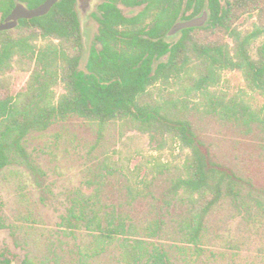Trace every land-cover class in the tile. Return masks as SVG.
Instances as JSON below:
<instances>
[{
  "label": "trees",
  "instance_id": "16d2710c",
  "mask_svg": "<svg viewBox=\"0 0 264 264\" xmlns=\"http://www.w3.org/2000/svg\"><path fill=\"white\" fill-rule=\"evenodd\" d=\"M15 1L0 0V19ZM19 1L32 8L44 0ZM121 6L139 9L126 15ZM204 8L209 17L203 27L185 28L175 40L166 38L176 20L193 17ZM91 15L98 30L83 67L75 0H59L46 14L21 18L14 28L0 30V173L13 163L28 164L27 135L45 130L57 119L77 116L95 123L99 133L110 123H129L141 133L160 135L168 148L184 152L171 191L185 206L179 225L187 241L201 252L208 215L224 202L233 203L244 215L230 249L242 254L245 264H264V194L246 189L245 184H250L242 177L211 160L190 122L165 111L163 101L173 102L171 93L159 87L157 93L153 91L157 84L167 86L181 74L193 89H207L219 71L230 68L241 71L248 91L263 94L264 38L252 46L251 34L240 31L237 22L254 16V35L264 33V0H100ZM12 64L28 72L24 89L15 94L7 74ZM240 104L233 96L212 108L218 105L224 119L264 132V112ZM153 167L148 166V174L168 165L156 161ZM107 169L136 176L140 166L136 172L122 163ZM134 189L129 185L131 192ZM96 201L95 190H77L60 226L70 234L82 228L96 232L103 241L124 235V222L104 223L94 208ZM157 228L154 220L148 232L152 235ZM119 259L124 264L142 259L146 264H169L165 253L150 251L141 239L124 240ZM0 264L13 263L0 251ZM19 264L38 263L24 257Z\"/></svg>",
  "mask_w": 264,
  "mask_h": 264
},
{
  "label": "rangeland",
  "instance_id": "374dc122",
  "mask_svg": "<svg viewBox=\"0 0 264 264\" xmlns=\"http://www.w3.org/2000/svg\"><path fill=\"white\" fill-rule=\"evenodd\" d=\"M99 1L94 0L81 15L80 67L97 33L91 13ZM121 8L126 15L139 9ZM237 27L251 34L252 46L264 38V33L254 35V16L242 17ZM7 74L11 92L22 91L28 72L12 64ZM182 77L173 78L167 86L153 87L155 93L158 87L171 93L173 102L163 101L165 111L187 119L211 160L242 177L250 184H245L246 189L264 194V132L254 125L247 128L239 121L224 119L218 112V105L234 96L242 105L263 113L264 93L248 91L239 69L219 71L218 78H212L203 90L193 89ZM56 91L61 92V87ZM214 104H218L215 109ZM24 146L28 164L13 163L0 173V251L13 264L24 257L38 264H124L119 259L121 244L134 239L143 240L150 251L165 253L169 264H245L242 254L230 249L244 215L233 203L224 202L208 215L201 252L187 241L179 225L185 206L171 191L184 152L168 148L160 135L141 133L129 123L118 122L99 133L95 123L70 116L55 120L45 130L32 131ZM156 161L168 168L148 174V166ZM114 163H122L132 172L140 169L136 176L108 171ZM129 185H134L133 192ZM77 190H95L94 208L104 223L121 220L126 233L103 241L96 232L82 228L70 234L62 228L61 216ZM154 220L158 228L151 235L148 226ZM138 264H146L145 259Z\"/></svg>",
  "mask_w": 264,
  "mask_h": 264
},
{
  "label": "water",
  "instance_id": "95a60500",
  "mask_svg": "<svg viewBox=\"0 0 264 264\" xmlns=\"http://www.w3.org/2000/svg\"><path fill=\"white\" fill-rule=\"evenodd\" d=\"M59 0H44L35 7L29 8L24 2L16 0L15 5L10 13L0 22V30L14 28L21 18H32L46 14L49 9ZM94 0H75V10L79 20L80 34L82 35V19L81 15L90 7ZM208 10L202 11L187 19L176 20L166 32V38L169 39L175 35H179L180 31L189 27H203L208 20Z\"/></svg>",
  "mask_w": 264,
  "mask_h": 264
},
{
  "label": "flooded vegetation",
  "instance_id": "af4514ba",
  "mask_svg": "<svg viewBox=\"0 0 264 264\" xmlns=\"http://www.w3.org/2000/svg\"><path fill=\"white\" fill-rule=\"evenodd\" d=\"M6 16H7V15H6ZM6 16H5V17H6ZM5 17H4V18H5ZM92 17H93V16H92ZM4 18H3V19H4ZM3 19H0V22H1ZM94 19H95V18H94ZM95 20H96V19H95ZM96 22H97V21H96ZM97 30H98V22H97Z\"/></svg>",
  "mask_w": 264,
  "mask_h": 264
}]
</instances>
